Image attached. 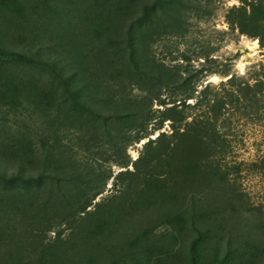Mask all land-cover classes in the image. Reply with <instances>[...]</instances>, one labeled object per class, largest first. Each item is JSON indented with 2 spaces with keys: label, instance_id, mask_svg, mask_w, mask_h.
Listing matches in <instances>:
<instances>
[{
  "label": "rangeland",
  "instance_id": "1",
  "mask_svg": "<svg viewBox=\"0 0 264 264\" xmlns=\"http://www.w3.org/2000/svg\"><path fill=\"white\" fill-rule=\"evenodd\" d=\"M85 1L89 3L87 7L83 5ZM124 1L103 0L101 8H105L107 3H110L109 6L112 7V2ZM127 1L130 2V0ZM133 1L151 3L154 0H131V3ZM181 1L185 5L174 1L168 3L170 10L177 13L176 18L180 21L177 27L180 33L174 34L169 21L165 20L161 35L153 43L146 45L145 56L160 63L163 62L173 73L176 70L175 65H181L182 68L176 77L183 80L190 76L193 83L186 89L174 88V86L172 88L157 86L156 88L153 83H148L147 88H155L160 99L168 104L163 106L160 105L159 100L153 101L150 113L153 118L151 117L148 126L149 136L134 142L132 141L134 129L127 124L116 123L117 117L114 116L118 112L111 111L116 109L115 106L100 107L92 98H88V103L91 104L90 110L74 104L72 98H66L68 93L61 80L38 58V55H50L48 60L45 58L44 61L54 63L53 60H57L60 64L66 65L77 59L79 53L80 61L82 60L85 65L87 63H92V66L100 65L101 60L96 54L97 47L103 41L105 43L109 32L115 33L117 29L111 22L104 24L106 27L99 36H97L98 29L93 31L92 26L89 25V17L95 16L90 13L91 3L94 0H0L1 21L6 22L5 18H11L14 23L23 26V29L28 27L31 29L25 38L16 40L18 28L10 29L11 33L6 36L7 27L4 25L2 27L0 24V147L8 146L0 148V168L13 174L18 173L23 166V173L33 177L38 176L45 167L47 168L43 184L36 181L4 182L0 180V192H3L0 204V237L3 239H0V248H4L0 251V257L19 256L17 259L20 261L29 260L35 254L34 236L31 231L37 230L38 227L35 221L28 217L8 216L6 209L13 205V201L18 200L21 205H26L28 203L20 201V198L28 199V196H31L38 208L47 201L48 197L34 196L29 192L38 191L39 188L46 190L54 188L53 191L57 193L59 191L56 185L60 183L58 178H63V185H61L64 187V193L71 191L70 195H73L76 189H80L89 192L93 198L92 194L102 191L89 208L94 210L98 202L106 203L120 193L123 184L117 181V174L122 170H135L133 162L140 157L149 139L157 138L162 132L169 136L168 140L172 139L170 134L173 130L170 120H166L162 128L154 130L155 124L160 121L161 111L166 106L173 105L169 103V100L175 97L181 99L187 93H191L195 86L196 94L209 83L213 84V87L220 88L222 82L227 81L232 75L248 80L250 83H254L256 74L258 77L264 76V47L258 39L241 34L239 29L231 28L227 21L228 11L234 5H242L241 0ZM108 11L111 12L110 10L103 12ZM103 12L100 11L99 14ZM140 12L139 9L138 13ZM118 18L120 20L124 17L119 14ZM127 24L123 19L118 28L126 29ZM36 25L37 28H35ZM104 33L103 40L99 42V37ZM255 41L258 42V46L254 44ZM76 46H81V51H76ZM1 50L14 51L26 57L6 59L1 54ZM127 51V49L122 50L121 57L118 59L120 63L116 64L120 66L122 63L123 68L130 69ZM105 52V57L108 56L109 60L113 58L114 51L111 47L106 46ZM34 58L35 61L32 60ZM77 67H75L76 70ZM226 71H230L231 74L225 75ZM71 72L74 73V71ZM71 72L68 74L70 75ZM126 73V77L119 79L128 82L130 79L127 78ZM78 76L80 77H72L70 82L76 84L90 81L89 78L86 80L84 75ZM117 78L105 77L106 87L114 89ZM94 79L97 78L94 77ZM38 81L40 87H48L47 90L44 89L47 98L37 100L35 95L22 89L28 83ZM182 84L179 82L177 85ZM85 92L96 94L89 87ZM138 94H144V92L139 88L133 90L128 86L120 97L126 99L128 96L132 99ZM83 95V93L80 94L79 98L85 97L86 94ZM114 96L118 99L119 94ZM187 103L194 104L195 99L191 98ZM191 112L197 114L196 110ZM211 113L209 111L212 117ZM250 113L251 115H244V112L239 110H229V120L226 122V130L233 146L226 155V161L230 165L233 186L245 204L241 206L242 204L237 201L239 205L236 204L235 210H229L223 207L222 202L216 201V198L212 197L213 200L209 204L205 197L202 205L211 206L212 214L209 217H203L199 224L208 233L207 241L203 242L204 246H207V256L202 255L197 259L198 261H195L189 252L184 255L186 257L184 260L180 259L178 264H204L211 255L210 251L213 247L211 239L216 233H222L221 229L228 228L226 223L213 218L215 214L222 215V219L231 221L233 215H237L239 211L248 223L264 222V107L256 113ZM25 146L29 147V152L23 156L18 148L23 149ZM192 146L190 139L175 142L173 149L164 156V161L159 167L140 181L144 183L142 188L132 193L129 198L133 201V210L137 216L145 219L159 208H174L176 202L170 199L164 200L163 196L166 190L169 189V192H172L170 191L172 188H177L176 183L183 178L190 179L193 186L196 185L197 176L192 166L195 158L194 151L191 150ZM127 160L130 161L128 167L118 164V161ZM52 176L56 179L51 178ZM163 203L164 207L161 208L160 205ZM58 209L59 206H55V210L58 211ZM143 211L144 214L141 215ZM8 221L13 225L16 224L18 231L13 233V227L4 226ZM190 222L185 218L181 224L176 223V227L179 226V231L183 233ZM218 224L219 228H217ZM181 225L184 228H181ZM172 227L163 224L156 229V232L162 236L169 233ZM62 229H64V236L71 231L67 224H63ZM39 231H42L39 235L45 239L44 243L56 237V230H48L46 225H42ZM189 235V241H191ZM222 235L223 239L227 236L226 233ZM223 239L219 243V253L222 258L227 252ZM187 244L189 242L185 247L190 248ZM237 246L242 248V251L237 252L236 261L240 264H254L253 261L250 263L248 260L252 252L250 246L264 248V236L258 232L256 236L252 235ZM145 254L142 252L138 255L137 264L150 261V257L146 256L148 253ZM151 263H160L156 255L151 259ZM165 263L166 261L161 262V264Z\"/></svg>",
  "mask_w": 264,
  "mask_h": 264
},
{
  "label": "trees",
  "instance_id": "2",
  "mask_svg": "<svg viewBox=\"0 0 264 264\" xmlns=\"http://www.w3.org/2000/svg\"><path fill=\"white\" fill-rule=\"evenodd\" d=\"M171 1L185 5L181 0H154L151 3L134 1L131 3V0L130 2L125 0L118 3L112 2V7L109 6L110 3H107L106 9H102L103 0H94L91 3L90 13L95 16L89 17V25L92 26L93 31L98 29L97 36H99L106 27L104 24L111 22L117 29L115 33L109 32V36L106 35L105 43L103 41L101 44L98 43L99 47H97L98 44L96 46V54L101 60L99 66H92V63L85 65L82 60L80 61L81 54L79 53L77 59L66 65L60 64L57 60H53L54 63L44 61L48 60L50 55H38L39 60L44 62V65L48 66L53 74L61 80L68 93L66 98H72L74 104L90 110L91 104L88 103V98H92L100 107L115 106V110H110L118 112L114 116L117 117L116 123L118 125L127 124L134 129L132 137L134 142L149 136L148 126L151 117L153 118L150 115L153 101L159 100L160 105L163 106L168 104L165 100L160 99L155 88H147L148 83H153L156 88L157 86L161 88L174 86V88L180 87L181 89H186L193 83L190 76L183 80L176 77L182 68L181 65H175L176 70L173 73L170 67H167L163 62L160 63L145 56L146 45L153 43L161 35L165 20L169 21L174 34L180 33L177 27L180 22L176 18L177 13L172 12L168 6ZM241 1L242 5H234L230 8L227 13V21L231 28L239 29L241 34L258 39L261 46L264 47V0ZM88 4L86 1L83 2L85 7ZM139 9L140 13H138ZM107 10L111 12L108 11L109 14L103 12ZM100 11L103 13L99 14ZM119 14L123 15V19L128 23L126 29L118 28L123 20H119ZM5 20L6 22L0 20V24L2 27L3 25L7 27L5 29L6 36L11 33L12 29L18 28L19 33L16 39L18 40L25 38L28 31H31L29 27L23 29V26L14 23L11 18H5ZM111 27L112 25L109 29ZM103 36L105 33L99 37V42L103 40ZM123 44L125 45L123 46ZM106 46L111 47L114 51L112 52L113 58L110 60L108 56L105 57ZM81 48V46H76V51H81ZM123 49L128 50L130 69H128L129 67L123 68L122 63L120 66L116 64L120 63L118 59L121 57L120 53ZM1 54L6 59L26 57L14 51L1 50ZM59 54L61 55L60 51ZM79 62L80 64H78ZM76 66H78L77 70ZM68 72L71 74L69 75ZM125 73L130 79L128 82L119 79L126 77ZM137 73L139 74L138 80ZM80 74L84 75L86 80L89 78L90 81L76 84L70 82L72 77L79 78ZM224 74L228 76L231 72L226 71ZM107 76L112 79L118 77L116 80L118 85L116 84L114 89L106 87L105 77ZM179 82L183 84L177 85ZM128 86L133 90L139 88L144 94H138L132 99H129L128 96L126 99L120 97V94H124V90ZM213 86L209 83L198 94H196L197 87L195 86L191 93L186 91L187 95L181 99L175 97L169 100V103L173 105L166 106L161 111L160 121L155 124L154 130L162 128L164 122L170 120L173 130L170 134L172 139L168 140L169 136L165 132L159 134L155 139H149L145 143L140 157L133 162L135 170H122L117 174V181L123 184L120 193L106 203L98 202L94 210L89 208L102 191L92 194L93 198L89 192L80 189H76L75 194L70 195L71 191L64 193L63 178H58L60 183L56 185V189L59 191L57 193L53 191L54 188H49V190L39 188L38 191L29 192L34 196L44 197L46 195L48 197L47 201L43 205H39L38 208L31 196H28V199L20 198V201L28 203L26 205H21L18 200L13 201V205L6 209L8 216L28 217L35 221L39 230L42 225H46L48 230H56V237L44 243L45 239L39 235L42 231L36 228L37 230L31 231L34 236V256L29 260L19 261L17 259L19 256L3 255L0 257V264H137L138 255L142 252L148 253L145 255L150 257V261H146L144 264H152L151 259L155 255L157 261H160L159 264L165 261L170 264H178L180 259L184 260L186 258L184 255L189 252L195 261L202 255L206 257L207 246H204L203 242L207 241L208 233L199 222L203 217L211 216L212 209L211 206L202 205L205 197L209 204L213 200L212 197L216 198V201L222 202L223 207L229 210H235L238 202L242 204L241 206L245 204L233 186L231 171H229L231 170L230 165L226 161L228 151L233 148L226 130V122L229 120L228 112L229 110H239L244 112V115H251L250 112L256 113L260 108H263L264 76L258 77L256 74L254 83H250L248 80H242L238 76L232 75L227 81L222 82L220 88ZM44 87H40L38 81L28 83L22 89L27 90L35 95L37 100H40L48 97L44 93V89L47 90L48 87ZM88 87L96 94L85 92ZM82 93L86 94L85 97L79 98ZM112 93L117 96L119 94L118 99ZM101 94L103 96H100ZM107 94L110 95L107 96ZM191 98L195 99L194 104L187 103ZM191 110H196L197 114L192 113ZM209 111L210 113L212 111V117L209 115ZM184 139H190L193 143L191 150L194 151L195 158L192 161V166L197 176L196 185L193 186L190 179L183 178L176 183L175 187L177 188H172L170 190L172 192H169V189L166 190L163 196L164 200L170 199V201L176 202L174 208H159L145 219L142 216H137L133 210V201L129 199L130 196L142 188L144 183H140V181L159 167L164 161V156L173 149L175 142L179 143ZM1 146L0 148L8 147ZM18 151H21V155L24 156L29 152V147L18 148ZM129 163V160L118 161L122 167H128ZM45 168L35 177L26 176L22 171L23 166L18 173L13 174L0 168V180L4 182L36 181L43 184L44 176L47 175V168ZM51 178L56 179L55 176ZM2 197L3 192H0V204ZM30 201L32 202L29 203ZM55 206H59L58 211L55 210ZM160 207H164V203ZM219 212L221 213V210ZM140 214L143 215L144 211ZM185 218L191 222L185 227L186 231L181 233L179 226L176 227V223L177 225L181 224ZM213 218L228 225L227 230L221 229V232L226 233L227 236L223 239L222 233L214 235L211 239L213 244L211 255L204 264H210V262H212L211 264H240L236 260L238 259L237 252L241 253L242 248L237 245L242 244L252 235L256 236L258 232L264 236V222L248 223L239 211L237 215H233L231 221L222 219V215L218 216L217 214L213 215ZM63 224H67L71 230L66 236L63 235ZM163 224L173 227L169 233L160 236L156 229ZM4 226L13 227V233L18 231L16 224L13 225L12 222H5ZM181 228L184 227L181 225ZM217 228H219V224ZM188 235L191 241H189ZM1 238L3 239V237ZM222 239L227 251L223 258L219 253V243L222 242ZM187 242H189L187 245L190 248L185 247ZM250 249L252 251L250 259H248L250 263L253 261L254 264H264V248L250 246ZM1 250L3 251L4 248H0ZM233 253L234 256H232Z\"/></svg>",
  "mask_w": 264,
  "mask_h": 264
},
{
  "label": "bare ground",
  "instance_id": "3",
  "mask_svg": "<svg viewBox=\"0 0 264 264\" xmlns=\"http://www.w3.org/2000/svg\"><path fill=\"white\" fill-rule=\"evenodd\" d=\"M254 44L258 46V42L257 41H255Z\"/></svg>",
  "mask_w": 264,
  "mask_h": 264
}]
</instances>
